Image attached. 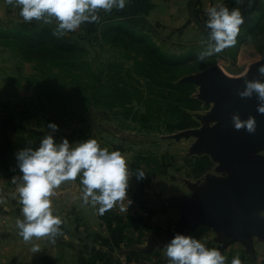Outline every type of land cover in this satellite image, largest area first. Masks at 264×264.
I'll return each instance as SVG.
<instances>
[{"label":"rangeland","instance_id":"rangeland-1","mask_svg":"<svg viewBox=\"0 0 264 264\" xmlns=\"http://www.w3.org/2000/svg\"><path fill=\"white\" fill-rule=\"evenodd\" d=\"M161 2H165L163 4L167 5V9L169 4L174 5L173 13L168 11L166 14L178 15L184 13L187 0ZM139 3H133L135 11L140 8ZM245 6L240 10L244 16V23L236 38V44L202 62L198 61L197 57L207 47L208 39V30L203 21L196 22L195 27L193 22L188 21L193 28H196L197 34L199 31L202 33V37L196 39L194 35L187 37L177 34L187 25V21L178 20V22L173 21L172 24V21L159 20L176 29L171 33L167 30V34L171 35L168 37L169 43L161 40L165 35L151 37V40L158 46L160 52L169 57L179 58L181 61L174 67H159L157 64L156 74L160 78L177 83L186 75L217 64L230 76L242 75L251 63L261 58L264 51V6L250 4ZM18 11L17 9L15 15L8 18H12L11 21L5 18L0 20L1 138L12 142L22 138L38 147L41 139L48 134L47 124L54 122L59 127V130L53 133L58 143L61 138H67L75 147L82 140L96 139L102 148H107L109 151L124 150L130 156L129 162L132 164V169H129L130 175L137 170L146 172L145 177L140 180H137L133 174L129 180L131 187L127 190L137 195H145V190H151L156 208L153 209L148 203L151 199H144L143 205L136 202L147 210L152 208L154 214L177 211L169 206L170 203L176 199L190 197L184 198L173 193L184 191L188 183L205 184L208 176L222 177L217 169L218 164L212 156L204 151L201 153L190 151L196 141L194 137L180 139L171 137L179 132L170 133L167 130V124L173 122L171 114H158L153 108H147L144 104L143 100L146 98L158 96V100L163 101L160 94L168 97L171 92L169 89L151 90L144 78L132 73L135 62H153L148 50L143 46H124L123 42L106 44L105 39L102 38L95 41L93 40L96 35L95 30L91 28L93 23H86L78 30L68 33L72 38L77 37L82 49V52H78L75 56L69 55L71 58H68L72 63L70 67L66 65L68 62L66 56L58 57L57 54L44 48L28 49L17 37H12L17 33L18 21H22ZM122 11L127 12L125 8ZM112 13L113 10L108 14L101 12V20L110 17ZM54 23L56 24L55 21L51 24ZM162 27L163 25L157 26L156 29L161 31ZM84 33L88 34L83 36ZM81 62L83 66L85 65L84 68H91V75L83 68L75 70L73 65H80ZM120 82L131 84L133 88L138 89L142 98L138 99L139 96L134 92L129 97L123 98L107 96L102 91H99V94L94 93V88L100 83L122 85ZM197 93L198 88L195 86L192 96L197 97ZM173 96L177 97V94ZM211 107L212 104L201 101L196 109H185L198 123L193 129H198L204 124L202 118L210 112ZM259 154L264 156V150ZM10 178L20 179L19 169L12 165L11 161L0 160V188H6V182L8 183ZM76 181L79 182V178L71 181L70 187ZM139 204L133 203L132 206L136 207ZM261 214L264 216V210ZM146 224L151 229L148 233L152 236V243L157 247L154 250L155 247L148 245L147 254L164 255L166 243L158 240L156 236L175 232L177 224L171 228L165 221L163 223L160 221L158 226L163 224L160 228L151 227L150 221H146ZM253 239L257 240L255 237Z\"/></svg>","mask_w":264,"mask_h":264},{"label":"clouds","instance_id":"clouds-1","mask_svg":"<svg viewBox=\"0 0 264 264\" xmlns=\"http://www.w3.org/2000/svg\"><path fill=\"white\" fill-rule=\"evenodd\" d=\"M243 2L236 0L237 4ZM6 3L19 10L18 15L25 23L35 20L47 25L55 21L52 35L63 37L83 24L98 23L101 12L122 11L129 0H6ZM205 11L208 39L207 47L197 57L201 62L235 45L244 23L239 7L229 9L217 5ZM257 71L264 78V64H260ZM237 94L241 98L255 94L257 112L264 114V79H245L243 89L237 90ZM231 120L236 130L243 128L255 133L257 129L252 115L241 119L234 113ZM47 129L48 134L38 147H26L15 153L20 183L13 196L18 197L23 216L16 221L18 235L25 242L47 238L55 243L62 220L54 214L52 197L63 183L77 178L82 185V202L95 207L99 215L117 204L121 205V211L127 212L131 203L127 193L129 180L133 174L137 180L143 179L146 172L137 170L130 175L121 152L102 148L96 139L82 140L73 147L67 138H61L59 143L54 138L53 133L59 130L56 123L49 122ZM32 250L40 249L34 246ZM164 253L168 264H225L226 259L218 249L208 248L193 236L181 233H176L164 245ZM231 264H241L240 258L234 257Z\"/></svg>","mask_w":264,"mask_h":264},{"label":"crops","instance_id":"crops-1","mask_svg":"<svg viewBox=\"0 0 264 264\" xmlns=\"http://www.w3.org/2000/svg\"><path fill=\"white\" fill-rule=\"evenodd\" d=\"M161 1L129 0L125 10H127L126 14L138 16L145 21L144 33L150 37L165 35V37L161 36L164 38L161 40H165L167 43L170 42L168 31L171 33L176 28H171L173 26L169 27L170 24L161 21H172L173 24V21L185 20L187 25L177 34L187 37L194 35L196 39H199L202 37V33L199 31L197 34V30L192 27V24L195 27L196 22L203 21L205 23L207 8L223 5L229 9L239 7L242 10L246 4L264 6V0H244L242 4H237L236 0H187L184 13L177 15L166 14L168 11L173 13L174 5L169 4L167 9V5L163 4L165 2ZM134 2L135 4L140 2L138 11H135V6L133 7ZM16 10L7 4L6 0H0L1 21L2 18L8 19L15 15ZM113 11L114 13L118 12L115 9ZM8 20L11 21L12 18ZM188 21L193 23L189 24ZM155 25H163L164 30L162 27V32L159 31ZM120 152L126 159L128 168L132 169V164L129 162L130 156L124 150ZM1 177L4 178L2 174ZM11 179L8 183L6 182V188H0V253L2 255L0 264H168L165 254L158 253L152 256L147 254L148 245L155 247L154 250L157 247L152 243V236L148 233L151 229L148 228L146 221H150V226L155 228H160L163 225L158 226L160 221L162 223L165 221L166 225L171 228L177 224L179 212L171 210V212L157 213L154 216H144L146 218L137 213L135 207L132 206L133 203L143 205L144 199L152 200L154 196L151 194V190H145V195L138 194L139 196L127 190L128 198L131 200L127 212L121 211V205L117 204L113 209L99 215L95 207L82 202L80 182L76 181L71 187V181L65 182L55 190V195L52 197L54 214L62 220L61 231L56 237L55 243L47 238L25 242L18 235L16 228L17 219L23 218L21 205L18 197L14 198L13 196L20 179L15 178V183H13L14 179ZM128 187H131V184ZM144 188L147 189L145 186ZM183 190L177 191L173 195L191 198V191L188 187L185 186ZM158 193L162 195L161 192L158 191ZM141 204L139 205L141 206ZM187 235L200 240L208 248L218 249L226 258L225 264H231L232 259L237 256L240 258L241 264H264V242L258 239L252 238L250 245L237 241L222 242L219 233L213 227L201 223L196 224ZM34 246L40 250L33 252Z\"/></svg>","mask_w":264,"mask_h":264},{"label":"water","instance_id":"water-1","mask_svg":"<svg viewBox=\"0 0 264 264\" xmlns=\"http://www.w3.org/2000/svg\"><path fill=\"white\" fill-rule=\"evenodd\" d=\"M264 64V51L239 76L226 74L219 65L182 77L180 82L193 83L197 98L212 104L198 129L179 131L172 138L194 137L190 151L206 152L218 164L222 177L208 176L205 184L188 183L190 199L173 200L170 207L179 212L175 232L156 236L167 243L176 233L187 235L196 224H208L220 235L222 242L240 241L250 245L252 238L264 242V114L257 112L255 96L241 98L245 79H264L257 71ZM255 117L257 129L248 133L236 130L231 117Z\"/></svg>","mask_w":264,"mask_h":264},{"label":"trees","instance_id":"trees-1","mask_svg":"<svg viewBox=\"0 0 264 264\" xmlns=\"http://www.w3.org/2000/svg\"><path fill=\"white\" fill-rule=\"evenodd\" d=\"M55 26L56 24L45 25L42 22L35 20L29 23L19 21L17 29L18 36L16 33L13 34L12 37H17L19 42L28 49L44 48L54 54H57L58 57L66 56L68 61H66V65L71 67L72 63L69 59L71 58L69 55L75 56L78 52H82V49L80 48L81 46L78 44L77 37L72 38V36H69L68 34L63 37L53 36L52 31ZM91 28L95 30L94 32L96 35L93 39L95 41H97L98 38H102L105 39L104 41L106 44H117L119 42H123L125 44L124 46H143L150 52L153 62H135L132 73L138 77L144 78L146 85L151 90L159 88L163 91L166 89L171 91L169 93L170 99L169 95L168 97H165V95L161 96L160 94V98L164 99L163 101L158 100L159 96L143 100L147 108H153L158 114H171L173 122L171 124H167L166 126L170 133L197 126V121L189 112L185 110L186 108L190 110L196 109L201 104V100L192 96L195 85L193 83L180 81L173 83L165 78H160L156 74L158 70L157 64L159 67H174L180 64L179 62L181 60L179 58L166 56L164 53L159 51L158 46L154 44L151 37L147 33L143 32L145 28V21L142 18L138 16H130L126 14V12H116L112 13V15L108 18L100 20L98 23H93ZM87 34L88 33H84L83 36ZM81 64H74L73 67L75 70L83 68L91 75V68H84L85 65L83 66V64ZM120 83H122V85L119 83H112L110 85L100 83L101 85L99 84V86L94 88V93L99 94V91H102L104 92V95H112L114 98H123L129 97V95L134 92L139 96L138 99L142 98L140 91L133 88L131 84L124 82ZM175 93L177 94V97L173 96ZM26 147L36 148L37 146L22 138L16 142H12L11 140L8 141L5 138L0 137V160L3 162H6V160L9 162L11 161L12 165L17 166L15 153ZM148 203L151 204L153 209L157 206L153 200L148 201ZM152 208L147 210L149 215L155 213Z\"/></svg>","mask_w":264,"mask_h":264},{"label":"built area","instance_id":"built-area-1","mask_svg":"<svg viewBox=\"0 0 264 264\" xmlns=\"http://www.w3.org/2000/svg\"><path fill=\"white\" fill-rule=\"evenodd\" d=\"M135 210L137 213H140L143 217L148 215V211L146 208L141 207L140 205H137L135 207Z\"/></svg>","mask_w":264,"mask_h":264}]
</instances>
